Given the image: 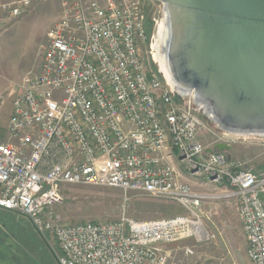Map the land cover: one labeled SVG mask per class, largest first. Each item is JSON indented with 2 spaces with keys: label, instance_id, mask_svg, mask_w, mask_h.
I'll list each match as a JSON object with an SVG mask.
<instances>
[{
  "label": "built area",
  "instance_id": "built-area-1",
  "mask_svg": "<svg viewBox=\"0 0 264 264\" xmlns=\"http://www.w3.org/2000/svg\"><path fill=\"white\" fill-rule=\"evenodd\" d=\"M36 1L0 0V30ZM148 1L59 0L40 64L22 77L0 142V209L49 236L58 264H170L165 245L210 238L208 195L191 188L178 164L191 177L226 184L246 256L264 264V174L206 151L201 105L172 88L145 49ZM213 135L212 147L241 136ZM76 184L170 199L183 213L61 224L53 208Z\"/></svg>",
  "mask_w": 264,
  "mask_h": 264
},
{
  "label": "rangeland",
  "instance_id": "rangeland-1",
  "mask_svg": "<svg viewBox=\"0 0 264 264\" xmlns=\"http://www.w3.org/2000/svg\"><path fill=\"white\" fill-rule=\"evenodd\" d=\"M59 13V0H39L21 17L0 30V142L6 138V127L2 124L10 115L12 100L22 77L37 70L40 64L38 49L46 42V32L58 19ZM145 15L149 40L145 49L153 57L152 42L162 19V5L156 0L148 1ZM156 63L153 66L159 70ZM160 75L164 78L161 72ZM197 113L207 128L203 131L202 143L211 146L215 139L213 133L223 131L203 114L202 108ZM263 142L264 136H239V140L232 144L233 150L229 151V161L250 168L256 174H264ZM177 168L188 178L186 182L194 191L208 195L202 212L210 238L199 243L186 239L165 245L170 253V262L251 264L246 256V242L235 201L225 196L226 184H211L203 176H189L178 164ZM53 212L59 223L76 224L112 222L123 215L136 220L167 218L183 213V209L166 198L76 184L66 187L63 202L54 206ZM57 253L54 241L49 236L34 232L26 219L11 212H0V264H58Z\"/></svg>",
  "mask_w": 264,
  "mask_h": 264
},
{
  "label": "water",
  "instance_id": "water-1",
  "mask_svg": "<svg viewBox=\"0 0 264 264\" xmlns=\"http://www.w3.org/2000/svg\"><path fill=\"white\" fill-rule=\"evenodd\" d=\"M170 84L218 129L264 136V0H156ZM231 146L215 144L230 159ZM182 157V156H181ZM213 177V176H212Z\"/></svg>",
  "mask_w": 264,
  "mask_h": 264
},
{
  "label": "bare ground",
  "instance_id": "bare-ground-1",
  "mask_svg": "<svg viewBox=\"0 0 264 264\" xmlns=\"http://www.w3.org/2000/svg\"><path fill=\"white\" fill-rule=\"evenodd\" d=\"M167 35V28L164 24V20H161L157 26V31L154 36V41L152 42V48L154 50L153 52V59L154 62L157 64L159 71L163 74L164 78L172 84L171 82V76L167 70L166 66V59L163 55L162 47L164 40Z\"/></svg>",
  "mask_w": 264,
  "mask_h": 264
},
{
  "label": "crops",
  "instance_id": "crops-1",
  "mask_svg": "<svg viewBox=\"0 0 264 264\" xmlns=\"http://www.w3.org/2000/svg\"><path fill=\"white\" fill-rule=\"evenodd\" d=\"M8 120V119H7ZM7 120L6 121H4V123L2 124V126L5 128L6 127V123H7ZM233 146H231V151L233 150V148H232ZM212 148V145L211 146H207L206 145V151L207 150H209V149H211ZM176 166H177V164H176ZM184 179H185V181H188V178L186 177V176H184ZM183 241V240H182ZM168 245V244H167ZM170 261V260H169ZM170 264H175L174 262L173 263H171L170 262Z\"/></svg>",
  "mask_w": 264,
  "mask_h": 264
},
{
  "label": "trees",
  "instance_id": "trees-1",
  "mask_svg": "<svg viewBox=\"0 0 264 264\" xmlns=\"http://www.w3.org/2000/svg\"><path fill=\"white\" fill-rule=\"evenodd\" d=\"M0 212H1V213H8V211L3 210V209H0Z\"/></svg>",
  "mask_w": 264,
  "mask_h": 264
}]
</instances>
